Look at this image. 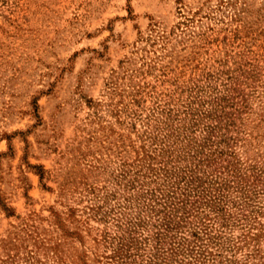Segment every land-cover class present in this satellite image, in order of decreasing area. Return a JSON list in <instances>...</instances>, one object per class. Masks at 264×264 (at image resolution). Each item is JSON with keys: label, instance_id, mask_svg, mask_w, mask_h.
<instances>
[{"label": "rangeland", "instance_id": "rangeland-1", "mask_svg": "<svg viewBox=\"0 0 264 264\" xmlns=\"http://www.w3.org/2000/svg\"><path fill=\"white\" fill-rule=\"evenodd\" d=\"M153 254L264 264V0H0V264Z\"/></svg>", "mask_w": 264, "mask_h": 264}, {"label": "trees", "instance_id": "trees-1", "mask_svg": "<svg viewBox=\"0 0 264 264\" xmlns=\"http://www.w3.org/2000/svg\"><path fill=\"white\" fill-rule=\"evenodd\" d=\"M171 198V203H170V205H169V207H175V205L178 203H174L173 202V199L174 198H172V197H170ZM176 201H180L181 202V205H183V204H185L184 203V201L183 200H175V202ZM175 204V205H174ZM167 220H166V222H165V227H166V230H170L171 229V227H177L176 225H172V222H174V220H173V217L171 216V215H167L166 217H165ZM176 224V223H175ZM160 239L161 238H163V234L162 235H160V237H159ZM132 240V243L134 242V238H131ZM123 246V245H122ZM130 246V245H129ZM133 246V245H132ZM134 248H136V247H134ZM130 254H132L131 252H129ZM127 256H129V255H127ZM156 256L157 255H155V254H153L152 256H151V258H150V262H148V264H158V261L156 260ZM160 255H158L157 257H159ZM162 259V258H161ZM135 260V259H134ZM127 264H133L132 262L131 263H128V262H126Z\"/></svg>", "mask_w": 264, "mask_h": 264}]
</instances>
